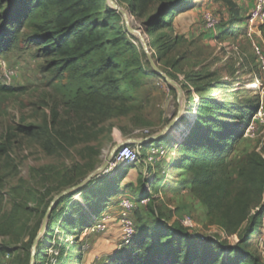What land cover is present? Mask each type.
Segmentation results:
<instances>
[{
	"label": "rangeland",
	"instance_id": "1",
	"mask_svg": "<svg viewBox=\"0 0 264 264\" xmlns=\"http://www.w3.org/2000/svg\"><path fill=\"white\" fill-rule=\"evenodd\" d=\"M112 1L122 12L110 0L95 2L103 45L90 59L110 54L122 38L118 68L85 74L84 57L63 68L44 54L28 22L14 27L13 42L0 51L17 71L10 84L17 90L0 95V142L11 135L0 155V264H30L32 241L52 199L84 181L117 144L143 136L135 131L158 133L178 113L166 135L140 150V162L118 164L109 174H118L114 181L100 174L57 202L33 264H109L128 256L119 202L141 189L150 200L129 215L135 237L144 235L147 245L165 247L181 231L200 250L217 253L218 264H227L235 247L264 264V64L257 55L264 58V18H250L254 0H181L151 25L171 0ZM209 17L217 21L214 29ZM126 22L181 86L180 97L152 69ZM112 89L114 98L107 93ZM215 117L228 130L219 149L193 146ZM124 174L127 185L123 180L114 189ZM185 215L193 228L181 225Z\"/></svg>",
	"mask_w": 264,
	"mask_h": 264
},
{
	"label": "trees",
	"instance_id": "2",
	"mask_svg": "<svg viewBox=\"0 0 264 264\" xmlns=\"http://www.w3.org/2000/svg\"><path fill=\"white\" fill-rule=\"evenodd\" d=\"M180 1L171 0L163 3L160 12L151 18L149 24L162 22L163 16L168 15L173 6ZM95 2L96 0H0V51L5 50L13 42L14 27L28 22L37 30V42L41 44L44 54L55 57L57 64H62L63 68L76 66L81 57L86 58L82 66L85 74L90 72L89 74L93 76V72H106L118 68L122 62L117 56L119 48L124 43L122 38H116L110 54H99L97 59H90V56L98 53L103 45L99 37L100 29L94 17ZM100 88V85H95L94 93L100 94L102 92ZM16 90L15 87L0 81V95H9ZM107 93L114 98L117 91L112 89ZM224 122H220L218 117H215L192 145L207 144L212 150L219 149V141L228 135ZM19 130L23 133L32 131L31 128ZM10 138L11 135H8L3 142H0V155L8 149ZM147 144H142L141 149L146 148ZM140 155L144 158L141 153ZM109 174L105 177L114 181V175ZM61 200L62 198L58 202ZM135 234L136 232L126 245L129 246V255L122 260H113L109 264H218L221 259L213 250L201 249V251L194 246L196 243L189 235L181 231L171 237L165 247H160L158 241H154L152 246L147 245L144 235L135 237ZM207 245L208 243L203 246ZM159 248L164 249L170 256L169 260L166 261L157 253ZM231 254L232 257L227 255V264H261L256 255L236 247L231 250Z\"/></svg>",
	"mask_w": 264,
	"mask_h": 264
},
{
	"label": "built area",
	"instance_id": "3",
	"mask_svg": "<svg viewBox=\"0 0 264 264\" xmlns=\"http://www.w3.org/2000/svg\"><path fill=\"white\" fill-rule=\"evenodd\" d=\"M250 18L253 19H263L264 18V0H254L252 9L250 11ZM207 26L209 28L214 29L217 26V21L211 17L207 19ZM258 58L260 62L264 64V58L260 54L259 50H257ZM17 76V71L13 67H9L3 59L0 58V81L3 84L10 85L12 80H14ZM142 133L143 136H148V130L135 131L134 134ZM140 143H129L123 142L115 151L112 156L111 161L108 164L107 171L105 173L108 174L112 170V168L116 167L118 164H130L140 162L141 149ZM150 159V158H148ZM146 162V161H143ZM150 198L147 196L138 195L137 197H124L119 202L120 214H119V224L121 226V235H122V243L127 244L133 237L136 232V228L134 223L129 215V213L138 206H145L148 204ZM181 225L185 228H193L194 223L192 219L188 216H183L180 220ZM102 225H98V228Z\"/></svg>",
	"mask_w": 264,
	"mask_h": 264
},
{
	"label": "water",
	"instance_id": "4",
	"mask_svg": "<svg viewBox=\"0 0 264 264\" xmlns=\"http://www.w3.org/2000/svg\"><path fill=\"white\" fill-rule=\"evenodd\" d=\"M111 4L114 6L115 9L120 10L118 8V6L112 1L110 0ZM122 12V10H120ZM127 21V20H126ZM126 26L128 29V32L132 35H135L139 38V40L141 41L145 52L147 54V58L150 62V65L152 67V69L155 71V73L157 75H159L160 77H162L164 79V81H166L167 83H169L170 85H172L178 93V97H180L182 95V89L181 86L172 78H170L168 75H166L156 64V62L154 61L152 55L149 53L147 44H146V40L144 38V36L142 35V33L140 32V30L134 29L132 28L128 22H126ZM180 116V113H178V115L172 119L161 131H159L158 133L152 134V135H148V136H142V137H133V138H129L124 142H129V143H140V144H144V143H151L156 141L158 138L166 135L169 130L175 125V123L177 122L178 118ZM121 145L117 144L109 153V155L107 156L106 160L98 167L96 168L84 181H82L80 184L71 187V188H67L63 191H61L60 193H58L50 202L47 211L45 213L44 219H43V223L41 225V228L39 230V232L37 233V235L35 236V238L32 241V245H31V261L30 264L34 263L33 260V255L35 253V249H36V245L38 243V240L40 238V235L42 234V232L44 231L45 228V224H46V219L49 215L50 210L55 207V205L57 204V202L67 193L71 192L73 189H77L79 187H81L83 184H85L88 180L92 179L93 177L99 176L100 174H105L107 171V167L109 162L112 159V156L114 155L115 151L118 149V147Z\"/></svg>",
	"mask_w": 264,
	"mask_h": 264
},
{
	"label": "crops",
	"instance_id": "5",
	"mask_svg": "<svg viewBox=\"0 0 264 264\" xmlns=\"http://www.w3.org/2000/svg\"><path fill=\"white\" fill-rule=\"evenodd\" d=\"M152 143V142H151ZM139 175V174H138ZM138 175L136 176V179H135V181L137 182V180H138ZM118 177V174L117 175H114V178L116 179ZM126 174H124V176H122V177H120V178H118V183H117V186H116V190H118L119 189V184L121 185V187H122V184H121V182H123V180H124V183H123V186L125 187L126 185H127V183L125 182V180H126ZM121 181V182H120ZM142 190V189H141ZM141 190L139 191V192H134L133 193V195L134 196H138L139 194H140V192H141Z\"/></svg>",
	"mask_w": 264,
	"mask_h": 264
}]
</instances>
